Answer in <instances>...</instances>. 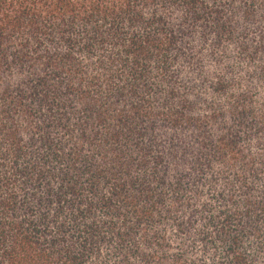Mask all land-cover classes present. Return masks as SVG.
Wrapping results in <instances>:
<instances>
[{
	"label": "trees",
	"instance_id": "1",
	"mask_svg": "<svg viewBox=\"0 0 264 264\" xmlns=\"http://www.w3.org/2000/svg\"><path fill=\"white\" fill-rule=\"evenodd\" d=\"M0 264H264V0H0Z\"/></svg>",
	"mask_w": 264,
	"mask_h": 264
}]
</instances>
